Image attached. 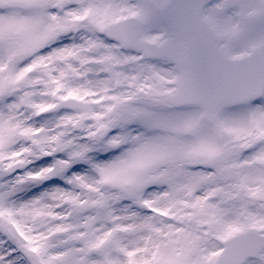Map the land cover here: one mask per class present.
I'll return each instance as SVG.
<instances>
[{"label":"snow or ice","instance_id":"1","mask_svg":"<svg viewBox=\"0 0 264 264\" xmlns=\"http://www.w3.org/2000/svg\"><path fill=\"white\" fill-rule=\"evenodd\" d=\"M0 264H264V0H0Z\"/></svg>","mask_w":264,"mask_h":264}]
</instances>
